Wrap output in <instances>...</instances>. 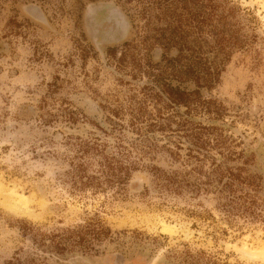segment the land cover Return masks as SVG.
I'll return each mask as SVG.
<instances>
[{
  "label": "rangeland",
  "instance_id": "1",
  "mask_svg": "<svg viewBox=\"0 0 264 264\" xmlns=\"http://www.w3.org/2000/svg\"><path fill=\"white\" fill-rule=\"evenodd\" d=\"M14 1L3 0L0 28ZM175 1L166 6L172 10ZM189 1L201 16L182 19L187 46L181 52L163 40H178L165 32L178 29L177 17L160 18L151 0H119L127 12L115 0L87 2L83 29L90 41L106 22L116 29L91 42L102 51L99 58H74L69 65L70 22L52 24L35 3L15 6L34 32L30 39L0 36V264H112L116 253L124 255V264H264L235 251L264 246V0ZM33 42L46 47L45 57L32 54ZM125 42L131 51L121 81L103 47ZM159 74L190 89L210 88L193 102H179L161 133H147L154 114L147 111L151 117L140 119L134 103L152 111L147 103L155 107ZM56 79L62 90L42 104ZM59 96L69 103L65 113ZM106 103L121 106L120 121L101 109ZM108 157L128 168L120 183L109 184L102 173ZM215 163L221 173L211 181L217 186L225 177L231 200L215 190L174 191L154 172L173 174L178 182L176 172L202 166L207 173ZM188 180L206 181L196 173ZM12 190L30 199L32 216L4 205ZM161 222L179 229L169 235ZM52 241L77 249L58 255Z\"/></svg>",
  "mask_w": 264,
  "mask_h": 264
},
{
  "label": "flooded vegetation",
  "instance_id": "2",
  "mask_svg": "<svg viewBox=\"0 0 264 264\" xmlns=\"http://www.w3.org/2000/svg\"><path fill=\"white\" fill-rule=\"evenodd\" d=\"M96 1H100V0H16L14 2H11L9 15L4 23V26L0 28L1 39H5V37L3 36H6V39L8 37H17V36H21L25 39H30L29 36H31L32 32H34V25L31 24L28 20L22 18L19 12L17 11V9L15 8V6L20 2L22 3L30 2V3H35L36 5L40 6L42 11L45 13V15L48 17L49 21H51L52 24L61 25L65 19H67L70 22L71 29L69 33H67V36L71 39V42L74 45V50L72 54H70L71 56L69 55L67 57L66 62H64L65 64L69 65L70 60L74 58H77L79 60L77 61L81 63L83 62V60L87 58V56L99 58L100 55H102V51L98 50L91 42L94 40L95 42L98 43V41L106 40L107 36L108 37L111 36L113 33V30L116 29V24L114 22H106L102 24V26L99 28L100 36H97V37L95 36L94 39L91 41L88 39L83 29V23H84L83 18H84L86 9H87L86 3L96 2ZM101 1H112V0H101ZM115 1L118 3L119 8H122L123 11L127 12L126 5H124L121 2H118L119 0H115ZM3 8H4V2L3 0H0V11L3 10ZM121 28H122L121 31L125 33V27H124L123 22L121 23ZM35 44H36L35 42L32 43V48H33L32 54L36 56L37 58H39V56L45 57L48 52L45 50L46 47L45 46L42 48L37 47L35 46ZM103 49H104V56H105L104 58L106 59L107 65L113 67L115 74H117L118 76V79L123 81L122 75L124 73L123 69L125 67H123L122 64L127 63V59L131 51V44L128 42H125L124 44L117 46V47H103ZM0 56H1V53H0ZM161 57L164 58L163 53L161 54ZM73 62L77 63L76 61H73ZM62 67H65V65L63 64ZM165 75L166 74L161 76V74H159L158 75L159 80L155 81V83H158V88H155L156 93L152 94L156 96V98L152 99L155 104V107H153L154 105L151 102V100H149L147 103V104H152V107H151V109L153 108L152 111H149L147 107L144 106L145 104H142L140 107H136V103H134L135 108L142 111L140 113L141 114L140 119L143 120V119H147L151 117L146 113L147 111L150 113L152 112L154 114L153 117L155 119L150 118L149 121H147V123L149 122V126L146 128L150 129V131L149 132L147 131V133H152L151 130L153 129L154 130L156 129L155 133H161L162 127H164V125L167 122L168 123L172 122L174 115L178 112L177 107H178L179 102L181 103H188L191 101L193 102L194 95L201 94V90L204 88H210V86H207V85L199 86L197 84L198 86H196V88L195 86L193 87L192 85L193 88L191 87L190 89L186 87L187 83L183 81H179L176 78H173L171 81L165 80L166 79ZM59 82L60 80L56 79L52 81L50 84H48L47 89H46L47 91H45V93L42 94L43 96L42 99H44V102H42V104H46L49 100H52L53 96L55 97L59 95L60 91L62 90L61 83ZM59 99L62 100V102H60V104L62 103L61 113H65L66 111L64 110V108H66L69 105V103H66L65 102L66 98L62 96H59ZM109 105L108 104L100 105V107L102 110L105 111V113L109 117L111 116L109 114L110 111L113 113L114 116H116L117 114L118 115L117 120L120 121V117H122V114L118 112L120 111L121 106L119 107L117 106L113 108V105L111 104ZM165 111H167V115L164 114ZM22 113L23 115L25 114L23 111ZM137 115L138 114H136V117ZM24 116L26 117V115ZM114 116H111V117H114ZM136 120L137 119L134 118V121ZM111 123H114V122H111ZM138 125L139 124H135L133 127H136ZM140 125H143V124H140ZM203 160H204V157H203ZM215 162H217V160H215ZM214 166H213L214 168L212 169V171L210 169L211 172L209 171L207 173L203 172L204 170L202 166H199L197 172L196 170L185 171L182 173L176 172L175 176H179L177 179L178 182L174 181L175 179H174L173 174L168 175L167 173V175H165L164 173H161L160 169L158 168L157 169L155 168L154 172L156 173V175H159V177L160 175H162L163 177L165 176L166 179L168 180V182L166 183V187H170L174 191L188 189L191 193L197 194L203 191L209 192L211 190H215L216 193L220 196V199H223L225 198L227 193L225 192V190L220 191V188L221 186L225 184L226 180L224 177L223 179H221L220 184H218L217 186L213 185V181H211V176H214V177L218 175L220 176V173H221L220 172L221 165L218 166L216 164ZM195 173L200 176V179L205 178L206 181L202 183L201 182L199 183V181L190 182L188 180V177H192L193 174ZM179 178L182 179V181H180ZM185 179H187V181ZM80 247H81L80 248L81 251H85V252L92 251L90 246L85 247V246L80 245ZM66 248H67L66 251H75V249H77L76 247L72 248L70 246L69 247L66 246ZM111 261H112V264H124L125 257L122 253H116L115 255L112 256ZM132 264H140V263L138 260L134 259L132 260Z\"/></svg>",
  "mask_w": 264,
  "mask_h": 264
},
{
  "label": "trees",
  "instance_id": "3",
  "mask_svg": "<svg viewBox=\"0 0 264 264\" xmlns=\"http://www.w3.org/2000/svg\"><path fill=\"white\" fill-rule=\"evenodd\" d=\"M152 2H153V7L156 9V10H158V13H159V15H160V18H165V19H169V20H171V18L172 17H177V20H178V23H179V25H178V31L177 30H175L174 31V28L172 27V26H170L169 27V29H167L165 32L167 33V31H168V34H177L178 36H179V38H178V40L176 39H166L165 37L163 38V40H165L167 43H169L170 41H171V45H170V47H173L172 45H174V44H176V45H178L179 46V50H180V52L182 51V50H184V48L187 46L186 45V38L187 37H184L186 34H187V31H186V27H187V25H184L183 24V21H182V19L184 20V18H191V17H193V18H195V19H198V18H200V14H197V13H193L190 9H189V6H188V4L189 3H195V2H191V1H189V0H186V1H181V0H176L175 1V5H174V3H173V5H174V7H173V9L172 10H170L167 6H166V4H171L172 3V0H151ZM188 1H189V3H188ZM204 2V3H211V2H213V0H198V2ZM174 2V1H173ZM204 8H207L206 7V4H204ZM175 10V11H174ZM172 11H174V12H172ZM191 13V14H190ZM217 18L220 20V21H224L225 20V16H223V15H218L217 16ZM182 22V23H181ZM182 28H184L183 30H182ZM195 30H194V33H196V31H197V29H198V27H195L194 28ZM166 33L165 34H163V36H165L166 35ZM185 38V39H184ZM182 40V41H181ZM222 45V44H221ZM225 54V53H224ZM185 73H187L188 74V72L187 71H183V76H186L187 74H185ZM194 76H196V75H194ZM213 79V78H212ZM88 149H92V148H90V147H87L86 148V152H88ZM85 152V151H84ZM96 152L97 153H99V151L98 150H96ZM106 165V166H105ZM102 166H103V168H101V170H102V173H105L106 174V177L108 178V180H109V184H115V182L117 181V183H120V181H121V178H122V176H124V172L126 171V170H128V168H125V167H123L122 165H120V164H118V161H116L115 160V158H106L105 159V163L104 164H102ZM78 171L81 173V174H83V172L85 173V170H84V168H83V166H79V169H78ZM128 173V172H127ZM87 179H90V178H87ZM94 178H92V180H93ZM91 180V181H92ZM212 185V184H211ZM198 186V185H197ZM223 190H225V192L226 193H228V192H230V189H229V184L227 185L226 183L223 185V186H221V188H220V191H223ZM220 191H218V192H220ZM224 194V193H223ZM229 195H227V196H225V198H224V200L225 201H227V200H231L229 197H228ZM79 237H81V236H79ZM79 242H81V243H84L85 242V240H84V238H79ZM43 245H44V242H43ZM52 245H54V248L52 247V246H50V247H52V249H54V252L56 253V254H58V255H61L62 253H63V251H65V250H67V248H65L63 245H62V243L61 242H54V241H52ZM70 246V244H68L67 245V247H69ZM70 247H74V246H70Z\"/></svg>",
  "mask_w": 264,
  "mask_h": 264
},
{
  "label": "bare ground",
  "instance_id": "4",
  "mask_svg": "<svg viewBox=\"0 0 264 264\" xmlns=\"http://www.w3.org/2000/svg\"><path fill=\"white\" fill-rule=\"evenodd\" d=\"M6 199L7 200L4 202V205L9 210L14 211L15 213L23 214L25 216L33 215V210L29 206L30 199L24 194H21L15 190H12L8 194H6ZM41 206L43 209L45 208V204L43 202L41 203ZM161 228L163 232L169 235H174L179 229L177 226H174L173 224L171 225V224H167L164 222H161ZM235 251H237L240 255H242L244 258L249 259V260L253 258L264 260V246L260 248H251L245 245L243 248L236 247Z\"/></svg>",
  "mask_w": 264,
  "mask_h": 264
}]
</instances>
